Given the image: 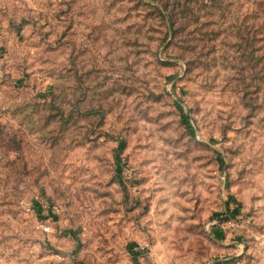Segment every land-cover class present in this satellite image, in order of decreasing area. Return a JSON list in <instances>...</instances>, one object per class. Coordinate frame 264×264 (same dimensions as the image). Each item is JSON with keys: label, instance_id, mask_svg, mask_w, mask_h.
Returning <instances> with one entry per match:
<instances>
[{"label": "rangeland", "instance_id": "374dc122", "mask_svg": "<svg viewBox=\"0 0 264 264\" xmlns=\"http://www.w3.org/2000/svg\"><path fill=\"white\" fill-rule=\"evenodd\" d=\"M0 264H264V0H0Z\"/></svg>", "mask_w": 264, "mask_h": 264}]
</instances>
